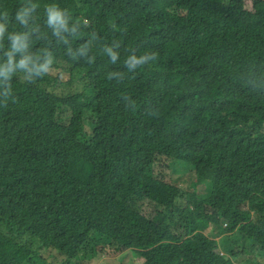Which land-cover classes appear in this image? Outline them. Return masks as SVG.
<instances>
[{
  "label": "trees",
  "instance_id": "1",
  "mask_svg": "<svg viewBox=\"0 0 264 264\" xmlns=\"http://www.w3.org/2000/svg\"><path fill=\"white\" fill-rule=\"evenodd\" d=\"M0 27V264H214L221 242L264 263V0H0ZM57 64L92 93L89 134Z\"/></svg>",
  "mask_w": 264,
  "mask_h": 264
},
{
  "label": "rangeland",
  "instance_id": "2",
  "mask_svg": "<svg viewBox=\"0 0 264 264\" xmlns=\"http://www.w3.org/2000/svg\"><path fill=\"white\" fill-rule=\"evenodd\" d=\"M180 3L184 7H191L193 4V0H180ZM245 5L247 8L251 9L252 0H245ZM57 68H53L51 70V76H58L62 81L61 89L65 93H69L74 96L72 102L70 103V107H78L84 112V125L85 131L87 134L91 131V124L94 122V109L95 106L91 102L92 93L88 86L84 83L79 82L77 80H72L68 71H66L65 67L61 64H57ZM53 67V66H52ZM42 84V83H41ZM66 111H68L66 109ZM55 113V101L54 98L51 99V106L47 112L46 118L41 124V130L46 131L50 119L53 118ZM153 172L162 177L166 182H173L183 187L186 191H188L189 199L191 203L194 204V193L193 191V181L191 168L177 160L162 158L160 159L153 167ZM157 208L152 204L144 202L142 205L141 212L145 216L156 215ZM235 240V239H232ZM222 253L216 254L214 256V264H224L223 253L228 251V244L222 243ZM40 255L36 256V260L39 261L42 259V262L45 264H61L63 258L56 255H48L45 250L39 252ZM240 257L238 260L234 259L232 262L234 264H264L263 262H257L256 257H252L251 255H247V258ZM143 259L139 257V255L133 251H126L124 253L119 254L116 257H107L106 255H102L99 258H95L93 261L87 264H142ZM86 263V262H85Z\"/></svg>",
  "mask_w": 264,
  "mask_h": 264
},
{
  "label": "clouds",
  "instance_id": "3",
  "mask_svg": "<svg viewBox=\"0 0 264 264\" xmlns=\"http://www.w3.org/2000/svg\"><path fill=\"white\" fill-rule=\"evenodd\" d=\"M2 31H3V28L0 27V32H2ZM144 60H145V58L141 57L140 60H134L133 62L136 63V64H142V63H144Z\"/></svg>",
  "mask_w": 264,
  "mask_h": 264
}]
</instances>
